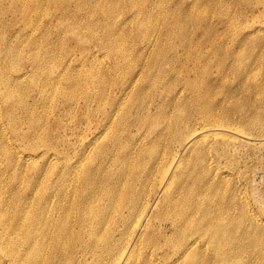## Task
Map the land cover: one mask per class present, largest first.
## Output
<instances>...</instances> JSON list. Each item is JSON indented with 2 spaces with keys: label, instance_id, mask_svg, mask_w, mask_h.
<instances>
[{
  "label": "rangeland",
  "instance_id": "rangeland-1",
  "mask_svg": "<svg viewBox=\"0 0 264 264\" xmlns=\"http://www.w3.org/2000/svg\"><path fill=\"white\" fill-rule=\"evenodd\" d=\"M0 208L53 264H264V0H0Z\"/></svg>",
  "mask_w": 264,
  "mask_h": 264
},
{
  "label": "bare ground",
  "instance_id": "bare-ground-1",
  "mask_svg": "<svg viewBox=\"0 0 264 264\" xmlns=\"http://www.w3.org/2000/svg\"><path fill=\"white\" fill-rule=\"evenodd\" d=\"M109 46L112 48L111 44ZM6 96H8V94ZM20 157L24 158L23 155H20ZM25 158H30V157L28 156ZM106 197L108 198L109 194ZM90 210L94 213L96 209L92 207ZM102 210H105V209H102ZM95 215L98 216L99 214L98 215L95 214ZM121 215L124 220L129 219V218H125V216H123L122 213ZM251 218L254 220L255 216L251 215ZM60 228H61L60 229L61 233H59L58 238L63 237V235L67 234L66 225L61 224ZM209 228L211 229V231L214 232L212 234L213 235L212 238L215 239V243L216 241L220 242L227 235V229L223 225H220V224L213 225L210 223ZM28 235H29L28 237L29 239L26 240L23 244H20L18 240L16 241L12 237L7 239L5 235L3 234V210L0 208V258L3 259L1 255H3V252H7L5 249H9V251H11L12 252L11 254L13 255L11 256L14 259L12 260L13 264H53L52 260L55 254H52V255L48 254L46 257L45 255L43 256L44 250L46 248V244H48L47 242L48 240L39 242L36 236L34 235L33 231H31ZM81 237H82V234L76 235V238L78 239ZM58 238L53 239V243L55 246V252H57L58 246L60 245L61 238L60 239ZM194 243L196 242H190L189 240L186 239L184 244L181 245L182 248L179 249V252H175L177 253L176 257H178L180 254L182 255V257L191 254L189 251L191 250V248H193ZM67 256L70 257L71 255L68 254ZM71 259H75L77 263H80V260L76 257V255L75 256L73 255ZM179 259H180V256L178 257L177 260ZM170 264H173V263L171 262Z\"/></svg>",
  "mask_w": 264,
  "mask_h": 264
}]
</instances>
